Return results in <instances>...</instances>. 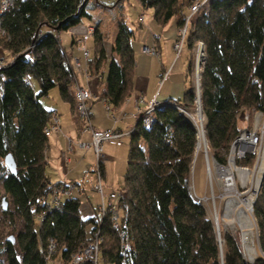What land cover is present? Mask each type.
I'll return each instance as SVG.
<instances>
[{
	"label": "trees",
	"instance_id": "1",
	"mask_svg": "<svg viewBox=\"0 0 264 264\" xmlns=\"http://www.w3.org/2000/svg\"><path fill=\"white\" fill-rule=\"evenodd\" d=\"M191 1L137 0L143 8L152 9L159 26L172 18L179 26ZM87 2L14 0L2 16L0 48L10 60L0 67V185L11 209L0 204V214L16 216L21 229L14 241L9 236L0 239V264H48L55 258L68 264L95 235L98 264H264L262 257L246 261L229 234H221L220 249L205 208L189 193L196 131L177 106H195L192 85L180 98L163 101L164 105L140 115L129 134L123 185L116 198L119 226L109 211L102 218L97 213L82 217L80 199L74 195L49 209L51 197L66 185L52 181L47 171L48 135L43 130L54 110L45 108L40 98L57 87L61 100L76 112L73 67L59 33L90 17ZM191 23L188 46L196 40L204 44L199 101L208 151L223 164L238 135V113L264 111V0H209L207 9ZM93 25L87 72L96 77L105 73L104 82H97L98 98L118 107L133 90V32L122 19L117 20L108 48L105 33ZM74 44L72 38L70 46ZM7 154L15 164L13 173L4 164ZM247 162L250 158L243 161ZM253 216L264 254V183Z\"/></svg>",
	"mask_w": 264,
	"mask_h": 264
},
{
	"label": "crops",
	"instance_id": "2",
	"mask_svg": "<svg viewBox=\"0 0 264 264\" xmlns=\"http://www.w3.org/2000/svg\"><path fill=\"white\" fill-rule=\"evenodd\" d=\"M165 26L170 27V32H172L173 36L171 42H165L161 35L157 34V31L152 29L154 32H152L153 36L150 40V46L156 48V50L158 51V55H154L156 56V58H152L150 60L152 64V71L147 76V83L146 85H138L134 83L133 77V90L131 94L127 96L118 107H114L109 104L106 106L103 99L98 98L97 82L99 83V85L104 82L105 73L102 77H96L90 76L89 73H84L83 71H75V80L79 86L85 89H89L92 93L90 99V114L88 119L84 118V123L82 121L83 118L80 117L77 112L73 113L70 109L69 103L63 100L59 99L60 101H56L54 104H52V106L49 107H45L42 104L45 108L56 111L59 116L58 128L51 131L48 135V144L45 150L47 171L49 172L52 181H59L66 185L64 190L58 191V200H62L63 198H65L67 196L66 192H69L70 195L79 197V199V195L81 193L85 195V216L83 217L92 216L96 213L100 214L99 212H97L99 200L98 198L95 199L94 194H91V192H89V188H92V185L95 182V175L93 172L95 157L93 147L91 145V131L101 130L108 127L120 131H125L130 126L135 125L137 119L140 116L139 111L144 106L143 103L137 101L138 95H142L146 102L150 101L153 98L159 101H169L170 99L175 100L180 98L184 90L189 86L186 80V77L188 76V64L187 68L184 70V59L179 60V57L173 58V62H176L178 60L179 71L177 72V74L171 75V64L166 67V65L160 58L161 52H164L167 56L169 55L168 53L171 50L170 44L172 45L178 27L175 18L170 19L166 25L161 27ZM98 27L101 32L106 33V30L101 29L100 25H98ZM161 32H163L164 34V31ZM76 37L77 36L75 34H71V39H75ZM89 40L90 42L88 43V45L86 44V47L90 51V47L93 44L92 35L87 41ZM106 46L109 47V45L107 44ZM70 48L71 49H69V51L67 52L73 55L80 56L83 66L86 67L87 62L84 57L81 56V52L77 50V47L73 45L72 47L70 46ZM184 53L185 56H187L189 54V49L186 48ZM138 65L139 61L136 60L134 66V76L135 69ZM165 69H169V74L165 80L161 81L160 77ZM162 91L164 94L161 98L160 95ZM164 97H167V99H164ZM128 139L129 135L125 134L120 138L121 144L117 145L118 147H115L116 144L112 143H103L102 145V151L106 157V160L102 163L101 181L103 185V192L106 188H108V192H106L107 194L111 191H116L112 190V186L116 183V162L117 159L121 156V146L122 144L124 145L125 142L126 145L124 146L125 149H123V153L124 156H126ZM80 143H86L87 146L82 147ZM124 170L118 174L121 178ZM67 184L74 185V187L68 188ZM104 187L106 188L104 189ZM89 230L90 226L89 229L86 230V232H89ZM51 263L62 264V262L58 258L52 259Z\"/></svg>",
	"mask_w": 264,
	"mask_h": 264
},
{
	"label": "rangeland",
	"instance_id": "3",
	"mask_svg": "<svg viewBox=\"0 0 264 264\" xmlns=\"http://www.w3.org/2000/svg\"><path fill=\"white\" fill-rule=\"evenodd\" d=\"M8 2L10 3V1H8ZM206 5L207 4H205L203 6L204 10L207 9ZM87 9H88L87 12L89 13L90 17L82 18V20L78 24L73 25V26L69 27L68 30L61 31L59 33V40H60L61 46L66 50V52L69 51V49H71L69 46L71 34L72 35L75 34L76 36H81V35L87 33L88 32L87 27L90 25H93V24H98L101 26V29L106 30V33L104 35V39H105L104 42H105V44L110 45V43L113 39V35L115 33L116 22H117V20L122 19L133 32V36L131 38V46L134 50L135 61L136 60L139 61V65L135 69L134 83H136L138 85H142V84L146 85L147 79H148L147 76L152 71V64H151L150 60L152 58L155 59L156 56H154L152 54L142 53L141 47L143 45H148V46L151 45L150 40L153 36L152 32H154L152 29L156 30L157 34H160L161 37L165 40V42H168V41L171 42L173 35H172V32H170L171 31L169 29L170 27L158 26L153 21L152 9L151 8H143L137 2V0H88ZM186 10L188 11V7H186L185 11ZM187 11L184 14L188 13ZM141 15H143V17H144L143 22L139 21V17ZM195 16H193V19L195 18ZM91 23H93V24H91ZM43 29H45V28H43ZM161 31H164V34ZM0 34H3V33L0 32ZM1 36H3V35H1ZM176 36H177V31L175 34V38L172 42V45L170 44L171 50L168 53L169 55L167 56V55H165L164 52H161L160 58L162 59V62L166 65V67H168L171 64V71H170L171 75H175L179 71L178 60L176 62L175 61L173 62V58L179 57L178 58L179 60L184 59L185 60L184 70L187 68V64L189 65V70H188L189 74L186 77V80H187L189 85H192V87H194L195 64H196L194 60H195V53H196V45L193 46V43H192L191 46H188V44L185 43L181 53L177 54L176 51L173 49V43L176 39ZM88 39H89V36H88ZM86 42L87 43H85V44L88 45L90 40L86 41ZM106 47H108V46H106ZM186 48L189 49V54L187 56H185V53H184ZM1 57L5 58L6 61L10 60L8 53L5 50L0 48V58ZM198 65L200 67V64H198ZM202 66H203V64H202ZM202 66L200 68L201 71H202ZM201 71H200V73H201ZM30 82L35 88H37V82L35 81V79L31 78ZM199 84H200V81H199ZM163 94L164 93L162 91L161 95H160L161 98H162ZM59 99L61 100V98L58 94V89H57V87H53L50 89L47 96L40 98V102L45 107H49V106H52V104H54ZM164 99H167V97H164ZM195 99H196V93H195ZM172 100H174V99H170L169 102H171ZM195 109H196V103H195V106H193L192 108H190L188 110H191L192 112L195 113V111H196ZM247 111H248V115H249V120H252L255 111H251V110L250 111L247 110ZM82 121L84 123L85 119L83 118ZM238 122L241 124L240 121H238ZM193 124L196 126H199V127H200V125H203L205 127V116H203V118L201 120L196 118V120L193 121ZM117 145L118 144H116V146L115 145L114 146L118 147ZM125 145H126V142L124 143V145L122 144V146H121L122 153L116 162V171H117L116 183H115V185L112 186V190H116L117 193L121 190L122 184H123L122 178L118 174L121 171H123L124 167H125L126 156H124V153H123V151H124L123 149H125V147H124ZM207 153H208V156L210 159V163L213 162L214 158L212 157L210 151H208V148H207ZM126 154H127V152H126ZM251 167H253V164ZM211 170H212L211 171L212 173L210 174L208 172V169H207V164H206V160H205V156H204L203 152L199 151L196 154V151H195L194 155H193V161H192L191 170H190V177H189V181H188L189 193L192 194V196L194 197V199L196 201L200 202L203 205V207L205 208L206 214H207L208 218L211 220L212 224H213V222H215V217L217 216L218 228L216 229V227H215V232H216V235H220V237H221L220 249L222 248V243H223V238H222L223 233L231 235L234 238V240L238 246V242L241 240V233H240L241 231L234 232L230 228V223L237 224L238 222L236 221V219H234V221L230 220V221H228V224H225L221 221V216H220L221 210L223 209L224 204H225V200L227 198H232V197L237 196L238 192L235 190H233L232 192H226L224 189H222L221 188V184L223 183L222 182L223 181L222 176L216 175L215 171L213 169H211ZM105 188L106 187H104V189ZM89 190H90L89 192H91V194H94L95 199L98 198V200H99L98 204H100V202H101V199L99 198L100 194L96 190H93L92 188H89ZM238 190L244 191V189L241 187H239ZM106 192H108V188H106L104 191L105 195L107 194ZM66 193L68 196L69 192H66ZM55 195H56V197H58V193H55ZM79 196L81 199V201H80L81 202L80 203V215L83 217V216H85L84 215V212H85L84 202L86 201V197L83 193H81ZM2 198H5V200H6V203H7L6 207L8 206V208L11 209L10 200L8 197L4 196L3 189L0 185V204H1ZM57 200H58V198H57ZM253 205H254V203H253ZM253 205H252V209L250 211V214L252 216V220L254 222V227H252V230H253L252 235H253L254 241L256 242V244L259 247V244H258L259 231H258L256 219L253 216ZM97 212H100L99 206H98ZM20 229H21V224H20L19 219L16 216H14L11 219L9 216H6L2 213L0 214V239L1 240L7 236L15 237V233ZM88 229H89V226L86 227V230H88ZM238 248H239V246H238ZM239 251L241 253L240 248H239ZM241 255H242V253H241ZM242 257L247 261V258H245L243 255H242ZM258 257L264 258V254H262V252H260ZM0 258H3V256H1ZM51 261L52 260H49L48 264H52Z\"/></svg>",
	"mask_w": 264,
	"mask_h": 264
},
{
	"label": "built area",
	"instance_id": "4",
	"mask_svg": "<svg viewBox=\"0 0 264 264\" xmlns=\"http://www.w3.org/2000/svg\"><path fill=\"white\" fill-rule=\"evenodd\" d=\"M10 1V3L8 2ZM14 0H0V32L4 34V31L1 27L2 16L3 13L8 11L11 6L13 5ZM209 0H192L188 6V13L184 14L182 18V23L177 27V36L173 43V49L176 51L177 54L181 53L184 44L187 43V36L191 27V22L193 20V16L198 14L200 11L204 10L203 6L205 4L208 5ZM206 5V6H207ZM144 17L141 15L139 17V21L143 22ZM95 30L94 25H90L87 27V33L77 36L74 41V46L77 47V50L81 52V56L87 62V59L90 56V51L86 47V41L88 40V36L90 37ZM0 34V35H3ZM196 45V53H195V83H194V92L198 93L199 81H200V71L201 66L204 62L205 53H204V45L202 41L196 40L193 42V46ZM142 52L146 54L158 55V51L153 46H143ZM70 63L73 67L74 72V80L71 84V89L74 95L75 103H76V112L82 118L89 117L90 114V99L92 93L89 89H85L79 86L75 80V71H83L84 73L87 72V66H83L82 60L80 56L69 54ZM8 61L5 58H0V67L4 66ZM87 64V63H86ZM200 64V67L199 65ZM198 68V69H197ZM169 74V69H165L161 74V81L165 80ZM2 81H0V89L2 88ZM106 106L108 103L103 99ZM137 101L143 103L144 106L140 109L139 115L148 114L154 108L164 105L163 101L156 100L155 98L151 99L150 101L146 102L142 95L137 96ZM196 106L198 104L197 98L195 99ZM177 106V105H176ZM180 111H183L181 108L177 106ZM109 109V108H108ZM264 116V111H255L252 120H249V115L247 110H242L239 112L238 121L241 122L238 129V135L232 140L230 143L228 153L226 155L225 163L220 164L216 160L213 159V162L219 166H224L228 162L230 157V153L232 150L235 151L234 162L237 166H241L244 168H252L264 157V121L258 120L257 116ZM50 121L47 126L44 128V133L49 135V133L58 128L59 123V116L56 111H52L50 115ZM190 116V115H189ZM191 118V116H190ZM193 123V122H192ZM194 125V124H193ZM201 126V125H200ZM196 131V140L198 137V126L194 125ZM134 129V125L130 126L125 131L116 130L113 128H105L101 130H92L91 131V145L94 151L95 163H94V175H95V183L92 185V189L96 190L100 194L101 202L99 204L100 210V218L104 216L106 211H109L110 217L114 225L117 227L119 226V206L116 202V198L118 197V193L116 191H111L107 195L103 192V185L101 181V168L102 163L106 160V157L102 151L103 143H112V144H121L120 138L125 134L129 135L132 130ZM202 135H204V142H203V154L204 156L207 153V141L205 137V128L202 129ZM198 141V140H197ZM196 141V146H197ZM82 147H86V143H80ZM196 151V147H195ZM246 158H250V162L243 163ZM207 164V163H206ZM208 167V166H207ZM229 179V178H228ZM231 182V180L229 181ZM228 182V183H229ZM67 187L73 188L74 185L67 184ZM191 194V193H190ZM70 196V193L69 195ZM192 196V194H191ZM195 196V195H194ZM193 197V196H192ZM197 197V196H196ZM198 198V197H197ZM194 199V197H193ZM256 199V198H255ZM195 200V199H194ZM59 200H57L56 195L53 196L51 200V206H57ZM252 209V207H251ZM80 210V208H79ZM45 212L42 213L39 219H43ZM88 217V216H87ZM85 218V217H84ZM217 220V216L215 217V222ZM213 222L214 229L218 228L217 224ZM215 224V225H214ZM54 244L50 241V245L48 247L49 253L53 252ZM98 252H99V238L95 235L89 242L82 245L78 248V250L72 255L68 264H81L83 262H90L91 264H98Z\"/></svg>",
	"mask_w": 264,
	"mask_h": 264
},
{
	"label": "bare ground",
	"instance_id": "5",
	"mask_svg": "<svg viewBox=\"0 0 264 264\" xmlns=\"http://www.w3.org/2000/svg\"><path fill=\"white\" fill-rule=\"evenodd\" d=\"M183 114L186 115L192 122L197 119H202L203 114L199 104L196 106L195 113L188 109H182ZM193 113V114H192ZM191 118H190V116ZM239 115V113H238ZM237 115V120H238ZM264 121V116H257V121ZM240 123L238 122V127ZM198 137H197V152L203 150L204 135H202L203 125L198 126ZM235 151L232 150L228 162L224 166H219L214 162L210 163L208 153L205 155L208 172L211 174L213 169L216 175H220L223 178L221 188L226 192L237 191L238 194L235 197L227 198L223 209L221 210L220 216L221 221L228 224V221L236 219L238 222L230 223V228L234 232L241 231V240L238 242V246L241 249L242 255L247 258V261L252 262L256 258H259L260 248L256 244L252 235V227L254 222L250 214L251 207L255 202V198L260 194L262 183H264V157L252 168H244L237 166L234 160ZM229 178V179H228ZM231 180V182H229ZM229 182V183H228ZM239 187L243 188L244 191H239ZM246 190V191H245ZM214 197V196H213ZM208 217V216H207ZM218 226V218L215 222ZM217 242L221 247V237L217 235Z\"/></svg>",
	"mask_w": 264,
	"mask_h": 264
},
{
	"label": "water",
	"instance_id": "6",
	"mask_svg": "<svg viewBox=\"0 0 264 264\" xmlns=\"http://www.w3.org/2000/svg\"><path fill=\"white\" fill-rule=\"evenodd\" d=\"M85 1H87V0H85ZM196 98H197V101H198V104H199V107H200L199 87H198V93H197V97ZM181 109H184V108H181ZM4 164L8 168L9 172L13 173L15 171V164H14L13 158H12V156L10 154H7L4 157ZM1 204H2V208L5 209L6 208V204H7L5 198H2ZM8 239L10 241H14V237H12V236H9Z\"/></svg>",
	"mask_w": 264,
	"mask_h": 264
}]
</instances>
